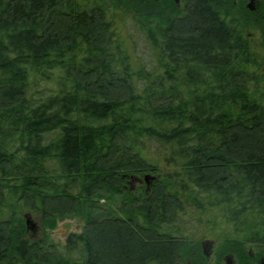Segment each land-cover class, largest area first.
I'll use <instances>...</instances> for the list:
<instances>
[{"label":"trees","instance_id":"obj_1","mask_svg":"<svg viewBox=\"0 0 264 264\" xmlns=\"http://www.w3.org/2000/svg\"><path fill=\"white\" fill-rule=\"evenodd\" d=\"M260 8L0 0V264H210L207 227L217 264L264 255ZM20 205L82 229L57 251Z\"/></svg>","mask_w":264,"mask_h":264},{"label":"rangeland","instance_id":"obj_2","mask_svg":"<svg viewBox=\"0 0 264 264\" xmlns=\"http://www.w3.org/2000/svg\"><path fill=\"white\" fill-rule=\"evenodd\" d=\"M167 1V2H165ZM156 0L157 2V7H162L164 8L166 3H169L171 5V2L175 3L177 5V10L180 13L183 6H184V2L185 0H177V2H175L174 0ZM250 2V0H233V4L234 6L237 7L238 12L242 13V8H246L247 4ZM260 4H261V0H254L253 1V8L254 10L248 9L249 11H252L253 13H259L261 8H260ZM247 31H249L248 35H250L251 37L255 36V31H253L251 28H248ZM137 47L138 49H142V45L139 46V40L137 39ZM259 59V57L257 58ZM149 175L152 173H148ZM154 177H156L155 174H153ZM138 179V180H136ZM136 179H131L128 178V183L126 184V186L130 187V192H132V194L136 195V189L141 186L146 192H149L150 186L149 188H147V183L144 180V175L140 176L139 178ZM28 216L29 219H31V221L35 224V233L31 234V236H29L27 234V236H29L30 239L33 240H40L41 238H44L45 240H47V242H49L50 244L54 245V248L57 251H64V244L66 241V236L69 233H78L81 231L82 229V219L79 216H74L73 218H63L60 220H57L55 225L52 228H47L44 227L42 222H41V218L39 217L38 214L34 213L33 211H31L28 208H25L24 206H18V208L16 209V217H20L21 219H23V223L25 226V230H26V217ZM208 230V231H207ZM217 231V230H215ZM27 232V230H26ZM204 233L206 234V236H204L202 239H199V244L201 246V252L203 255L206 256V259L209 261L210 264H217L216 263V259H217V255L216 252L219 251L221 243H219L217 238V234L215 235L214 232L211 233V230H209V227H207V229L204 230ZM204 240H208L209 241V246H207L205 248V252L203 251V244L202 241ZM248 253L251 254H255L254 258L251 257V261L249 262V264H260L261 261H263L262 259H264V255H259L260 253L257 252L256 248L253 247H249L246 250ZM227 255H231V254H225L222 256L221 258V262L219 264H227L225 262V257ZM235 261V264H237V261L235 260L234 255L232 254V262ZM232 264V263H231Z\"/></svg>","mask_w":264,"mask_h":264},{"label":"water","instance_id":"obj_3","mask_svg":"<svg viewBox=\"0 0 264 264\" xmlns=\"http://www.w3.org/2000/svg\"><path fill=\"white\" fill-rule=\"evenodd\" d=\"M174 1L177 2V0H174ZM253 1L254 0H250V2L247 4L248 9L254 10L253 5H252L253 4ZM132 179L134 180V179H136V177H133ZM153 179H154V176L151 175V174L150 175L149 174H145L144 175V180L147 183V188H149V186L152 183ZM136 180H138V179H136ZM25 217H26V230H27V234L29 236H31V234H34L35 231H36L35 224L31 221V219L28 218L27 215ZM201 244H203V251L205 252V248L207 246H209V241L208 240H204V241H202ZM225 262L227 264H231L232 263V254L231 255H227L225 257Z\"/></svg>","mask_w":264,"mask_h":264},{"label":"flooded vegetation","instance_id":"obj_4","mask_svg":"<svg viewBox=\"0 0 264 264\" xmlns=\"http://www.w3.org/2000/svg\"><path fill=\"white\" fill-rule=\"evenodd\" d=\"M255 254H251V257L254 258ZM263 261H261L260 264H264V259H262ZM232 264H235V261L232 262ZM256 264V263H255Z\"/></svg>","mask_w":264,"mask_h":264}]
</instances>
